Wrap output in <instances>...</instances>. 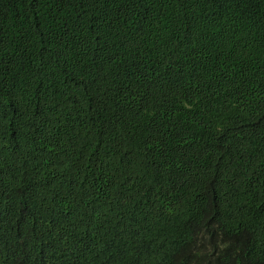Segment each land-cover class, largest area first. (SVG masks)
<instances>
[{"label":"trees","instance_id":"1","mask_svg":"<svg viewBox=\"0 0 264 264\" xmlns=\"http://www.w3.org/2000/svg\"><path fill=\"white\" fill-rule=\"evenodd\" d=\"M0 264H264V0H0Z\"/></svg>","mask_w":264,"mask_h":264}]
</instances>
